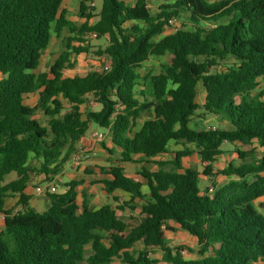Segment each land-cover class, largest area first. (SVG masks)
<instances>
[{
    "label": "trees",
    "instance_id": "obj_1",
    "mask_svg": "<svg viewBox=\"0 0 264 264\" xmlns=\"http://www.w3.org/2000/svg\"><path fill=\"white\" fill-rule=\"evenodd\" d=\"M65 1L0 0V264H156L149 257L154 248L168 264H264V215L253 204L264 197V156L248 163L239 153L240 165L213 173L224 143L264 147V92L251 96L264 78V0H163L157 9L147 0H74L85 19L80 26L66 18ZM96 1L101 8L92 24ZM65 30L66 50L51 77L38 75L52 33L61 37ZM92 34L107 39L95 55L107 57L109 69L63 78L71 53H89ZM152 57L167 62L158 74L142 75ZM199 84L206 92L202 105ZM29 95L38 96L35 105L26 103ZM94 102L97 111L88 108ZM198 112L230 128L192 127ZM143 115L147 120L131 137ZM91 124L109 133L112 148L104 147L118 163L99 168L104 193L114 201L117 192L128 195L124 205L132 209L138 200L145 203L144 220L131 230L112 205L92 210L85 193L80 201L83 181L47 194L43 213L28 205L27 187L57 177ZM171 143L183 149L172 151ZM189 145L206 164L202 174L183 164L195 153ZM164 155L173 160H154ZM153 161L157 171L143 166L138 174L148 181L146 194L119 165ZM218 175L229 180L201 189V176ZM14 197L22 207L16 213L5 209ZM169 222L197 239L196 260L167 246L164 232L174 231ZM138 244L143 250H134Z\"/></svg>",
    "mask_w": 264,
    "mask_h": 264
},
{
    "label": "rangeland",
    "instance_id": "obj_2",
    "mask_svg": "<svg viewBox=\"0 0 264 264\" xmlns=\"http://www.w3.org/2000/svg\"><path fill=\"white\" fill-rule=\"evenodd\" d=\"M206 3H212L210 0H204ZM136 0H132V3L134 4ZM101 8V3L96 1L95 6L93 7V10L91 14L94 16L91 20V23H95L98 21V14ZM158 8V6L156 7ZM152 9V8H151ZM62 11L66 13V18L70 20L71 22L75 23L77 26L82 25L85 23V19L80 18L78 14V3L74 0H66L62 5ZM61 11V12H62ZM69 33L67 30L63 32L61 37H58L56 33H52V38L50 41V44L48 48L44 51L40 66L37 70V74H47L49 77H51L50 74V68L55 64V61L57 60L58 56L66 50L65 45L67 42V38L69 37ZM86 39L88 40V45L90 46L89 53H81L79 55H76L75 53L70 54V62L72 67H68V64H65V69L62 70L61 76L63 78L66 77H82L85 76L88 72L91 70H97L100 69L103 66L104 58H100L97 55H95V52H98L99 50H103L107 45V39H96L93 38L91 35L87 36ZM74 46L78 47L80 46L79 43H72ZM167 62V58H157L152 57L150 58L145 64H143L142 68L139 70L142 75H145L147 73H154L157 74L160 71V67L162 64H165ZM224 65L222 67L213 68L211 72L215 71H222L224 70ZM258 87L255 88V90L252 92L251 96H256L264 92V78L260 79L258 81ZM198 95H197V103L202 105L205 101L206 92L204 90V87L202 84L198 85ZM38 100L37 95H29L27 96L26 103L29 105H35ZM90 110H99L100 106L97 103L89 104ZM36 118H39L43 125H46V119L40 114V112L37 113ZM144 118L140 117V121H142ZM192 127L198 128V129H229V125L227 122L222 121L218 119L216 116L212 115H203L201 112H198L197 116L193 118L192 121ZM93 131H99L102 134H106V131L103 129L97 127L94 124H91L89 127V130L87 132V136L93 133ZM137 131V130H136ZM108 138V135H107ZM107 140V139H105ZM106 142V141H105ZM100 147L102 144H99ZM189 148L193 149L195 153L187 157L183 160V164L188 168H195L198 170L199 173H203L204 168L206 166L205 163H202L201 158L196 151V149L189 145ZM183 146L179 144H171V150L172 151H178L182 150ZM239 153L244 154V158L246 162L248 163H255L259 159H261L264 156V147L260 146L257 141H253L250 145H244L241 143H224L221 148V154L216 157V160L213 164L214 174H219L221 170L226 168L229 164H236L240 165L243 161L239 157ZM159 160H173L172 155H165L158 157ZM157 160V159H155ZM82 161H85V158H83ZM154 162V161H153ZM103 163H106V160L103 161ZM146 167L149 170H158L159 166L154 162L148 165L145 164H126L125 165V173L140 181L142 183L143 192L146 194L148 191V181L139 176V172H141L142 167ZM98 167L96 166L95 169H88L90 172L98 171ZM15 178V175H11L8 180H12ZM65 181H69L67 178L64 179ZM229 179L226 177H223L221 175H218L216 177H205L201 176L200 181V187L203 191L206 189L209 190L210 188H213V182L217 184V187L219 188L221 185H223L225 182H227ZM37 185H34V191L37 188ZM64 191V188L59 189V193H62ZM98 191V190H97ZM96 196H100V194L95 193ZM119 199L118 201H114L113 199L107 200L105 197H98L91 202L90 201V207L92 210L97 209L101 207L104 204L109 203L110 205H113L118 217L124 221L129 230L132 228H135L138 226L143 220L144 216L142 215V207L145 204L143 201H136L133 206L134 209L131 207H126L124 205L125 202H129V197L126 196H117ZM122 200V201H121ZM119 202V203H118ZM254 206L257 207V209L264 215V197L259 198L254 203ZM124 209H120V208ZM104 237H108L106 234L103 235ZM165 237L167 240V246L171 249H177L181 248V253L185 260H196L198 258V250L199 246L197 244V239L187 233L186 231L182 230L178 225H175V231L174 232H165ZM135 251H141L143 250V245L138 244L135 246ZM91 254V248H87L86 257L88 258ZM149 257L151 260H156V264H168L164 262V253L154 248L152 249V252L149 253ZM112 264H123L120 259H115Z\"/></svg>",
    "mask_w": 264,
    "mask_h": 264
},
{
    "label": "crops",
    "instance_id": "obj_3",
    "mask_svg": "<svg viewBox=\"0 0 264 264\" xmlns=\"http://www.w3.org/2000/svg\"><path fill=\"white\" fill-rule=\"evenodd\" d=\"M210 1L211 2H219V1H223V0H210ZM147 3H148L150 8L157 9L156 7L157 6L159 7L163 3V0H147ZM95 111H97V110H95ZM143 116H144V118L142 121H140V117L136 121L135 127L133 128L132 134L130 135L131 137H133L134 134L141 129L143 123L147 120V116H145V115H143ZM143 116H141V117H143ZM96 132L100 133L99 131H93V133L90 134L89 136L86 135L79 142V144L77 146V150L78 149H84L87 152L85 155V161H82L81 165L77 169H74L72 164H71V159H70L69 161H67L64 164L60 174L57 176V179L61 183L60 184L61 188H64L63 192L66 191V188L64 187L65 184H67L71 181H83L84 184L82 186L78 187L77 191L79 192L80 201L83 200V197H82L83 193L88 195L89 204H90L89 199H91V202H93V200L98 198V197H105L107 200L113 199V196H107L104 193L103 187L99 183V181L101 179H103V176L99 173V168L110 167V166L118 164L115 161V157H112L110 155V153L104 147V146H106L109 149L112 148L109 133L106 132V134H104L105 139H107V140L104 139L102 142H100L93 137V134ZM107 135H108V138H107ZM100 143L102 144L101 147L99 145ZM171 144H174V143H171ZM170 149H171V145H170ZM156 159H157V161H164V160H159L158 157H156ZM105 160H106V163H103V161H105ZM126 164H133V163H120L119 165L124 168ZM96 166H99L98 171H94V172H92V174H89L90 171H88V169H95ZM151 171H157V170H151ZM65 178H67L69 181H65L64 180ZM130 178H132V177H130ZM132 179H134V178H132ZM134 180H136V179H134ZM136 181H138V180H136ZM34 185L39 186L41 184H38V180L34 179L32 181V183L25 190V194L30 196V200H29L28 205H29V207L33 208L37 212L43 213L47 210V208L49 206V200H48L46 195H38L36 193V189L34 191ZM95 193L100 194V196H96ZM118 195L119 196L123 195V196L129 197L128 195L121 193V192H117L114 194V196H118ZM107 204H109V203H107ZM21 208L22 207L19 203V197H14V198H10V199L6 200V206H5L6 210L16 213L19 210H21ZM99 208H97V209H99ZM97 209H94V210H97ZM168 225L175 231V225H177V224H175L173 222H169ZM3 227H4V215L0 214V231L3 229ZM165 232H171V231H165ZM165 232H164V234H165Z\"/></svg>",
    "mask_w": 264,
    "mask_h": 264
},
{
    "label": "built area",
    "instance_id": "obj_4",
    "mask_svg": "<svg viewBox=\"0 0 264 264\" xmlns=\"http://www.w3.org/2000/svg\"><path fill=\"white\" fill-rule=\"evenodd\" d=\"M91 6H95V3L91 4ZM93 38H96L95 34L91 35ZM110 67V61L107 57H104V63L102 66L103 70H108ZM93 137L102 142L105 139V135L101 133H94ZM86 151L84 149H78L71 158V164L74 169H77L86 155ZM60 181L57 179V177H54L50 179V181H47L45 184L39 185L36 188V193L38 195H47V194H55L59 192V189L61 188Z\"/></svg>",
    "mask_w": 264,
    "mask_h": 264
}]
</instances>
